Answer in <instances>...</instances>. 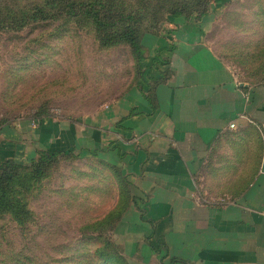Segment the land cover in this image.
<instances>
[{
    "label": "crops",
    "instance_id": "obj_1",
    "mask_svg": "<svg viewBox=\"0 0 264 264\" xmlns=\"http://www.w3.org/2000/svg\"><path fill=\"white\" fill-rule=\"evenodd\" d=\"M211 21L175 20L145 39L149 99L0 139V158L70 152L118 169L129 201L112 241L128 264H264V80L240 79L219 57Z\"/></svg>",
    "mask_w": 264,
    "mask_h": 264
},
{
    "label": "rangeland",
    "instance_id": "obj_2",
    "mask_svg": "<svg viewBox=\"0 0 264 264\" xmlns=\"http://www.w3.org/2000/svg\"><path fill=\"white\" fill-rule=\"evenodd\" d=\"M217 1L0 0V139L23 124L81 122L144 98L153 82L145 39L167 33L175 20L199 24L210 16L207 38L219 57L240 79L264 80V42H255L264 0L228 1L214 14ZM76 3L97 4L101 26L73 14ZM124 30L140 55L118 40ZM38 159L39 152L14 160L17 169L0 167L12 206L0 212V264H128L112 241L129 201L119 170L68 152L39 173Z\"/></svg>",
    "mask_w": 264,
    "mask_h": 264
},
{
    "label": "trees",
    "instance_id": "obj_3",
    "mask_svg": "<svg viewBox=\"0 0 264 264\" xmlns=\"http://www.w3.org/2000/svg\"><path fill=\"white\" fill-rule=\"evenodd\" d=\"M58 1H60V0H58ZM65 1H68V0H65ZM96 5L97 4H95V3H88V4H84V3H78L77 4L76 3V6H72L73 10L71 12L73 14H75V13H77V14L83 13V14L89 16L92 19V21L95 22L97 25L99 24L98 26H101V21L100 22L98 21V19H100V16H99V13H100V10L99 9L100 8L96 9L95 8ZM73 16H75V15H73ZM120 33L121 34L119 35L118 40L121 39V40H124V41H127V42L131 43L133 46H135V48H136L135 50H136L137 55H140V50L141 49L138 47V45L136 46L135 39H133L132 38V35H131L132 33L129 32V31H125V30L124 31H120ZM114 41L107 40V41L104 42V45L105 46L106 45H112L114 43ZM115 42H117V41H115ZM140 58H141V56H140ZM156 82H157L156 80H153L152 85L155 84ZM145 93H147V94L145 95L144 98L149 99L150 96H151L150 95V93H151V87H150L149 92H145ZM64 153L65 152H52V153L51 152H46V151L39 152V159H38L35 167L33 166L34 169H35V171L40 173L41 172V168L44 165L49 164L58 155L64 154ZM6 166L9 167V170L12 169V167H14V169H17V167H19V166H17L15 164L14 160L11 159V158H0V167H6ZM12 171H14V170H12ZM1 184L3 185V182ZM6 188L3 187V188L0 189V192H1V195H2V196H0V212H3L5 210H8V209H10V207H12L10 205V203L5 198V192L7 190ZM118 221L119 220H117V222ZM113 229H114V227H113ZM114 248H115L116 251H118L117 250V247L115 245H114ZM121 258L123 259V257H121Z\"/></svg>",
    "mask_w": 264,
    "mask_h": 264
},
{
    "label": "built area",
    "instance_id": "obj_4",
    "mask_svg": "<svg viewBox=\"0 0 264 264\" xmlns=\"http://www.w3.org/2000/svg\"><path fill=\"white\" fill-rule=\"evenodd\" d=\"M230 127H234V125H230Z\"/></svg>",
    "mask_w": 264,
    "mask_h": 264
}]
</instances>
